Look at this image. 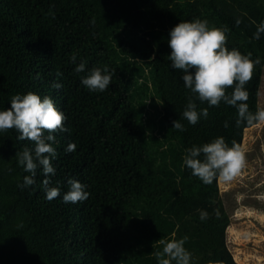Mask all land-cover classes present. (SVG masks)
I'll return each mask as SVG.
<instances>
[{
	"label": "trees",
	"instance_id": "1",
	"mask_svg": "<svg viewBox=\"0 0 264 264\" xmlns=\"http://www.w3.org/2000/svg\"><path fill=\"white\" fill-rule=\"evenodd\" d=\"M195 19L226 26L229 50L259 57L261 70L264 33H254L264 0H0V111L31 91L54 100L68 129L55 133L49 178L61 195L51 201L42 168L35 184L22 187L31 174L16 153L32 142L18 140L15 129L0 132V264H157V241L173 233L188 237L192 264H238L219 181L205 185L183 164L186 149L216 137L241 146L248 127L223 102L196 100L208 117L195 126L183 118L193 94L183 97V73L171 67L167 41L175 25ZM105 65L114 70L107 90H88L82 78ZM253 94L247 104L255 113ZM174 120L185 131L172 128ZM69 143L74 152L65 151ZM69 179L87 186L86 201H63Z\"/></svg>",
	"mask_w": 264,
	"mask_h": 264
},
{
	"label": "clouds",
	"instance_id": "2",
	"mask_svg": "<svg viewBox=\"0 0 264 264\" xmlns=\"http://www.w3.org/2000/svg\"><path fill=\"white\" fill-rule=\"evenodd\" d=\"M92 23H95L93 20ZM241 21L238 19L236 24ZM228 28L209 25L207 20L195 19L181 21L169 32L167 41L171 49L168 59L171 67L180 70L181 79L185 88L193 94L183 111V118L195 126L201 116L208 117V109H197L196 100L206 102L209 107H218L221 102L237 109V124L246 122L248 126L264 124V109H258L255 113L249 111L247 100L249 92L247 83L252 79L257 65L261 64L259 57L252 59V54H242L237 48L229 50L227 45ZM264 33V22L257 26L254 38L259 39ZM73 55L71 60L76 61ZM76 72L85 71V62H81ZM114 70L108 66L93 67L81 83L92 92H104L111 84ZM58 75H60L58 73ZM54 88L60 89L62 85L54 84ZM232 92L229 94L228 89ZM67 117L60 111L54 100L29 91L27 94H16L11 97L10 106L0 111V132L15 129L19 135L18 140L32 142L34 148L24 147L18 153V164L24 171L31 175L24 177L22 187L35 184V176L38 168H42L46 177L42 182L46 199L51 201L60 197L59 187L51 186L50 176L55 175L52 160L56 157L55 133L66 132L64 122ZM174 129L185 131L184 125L179 120L172 122ZM225 127L228 123L225 122ZM75 143H69L66 152H74ZM183 164L191 170L205 185H211L214 181L231 182L246 167V155L239 144L233 141L232 145L225 138L216 137L202 146H192L186 149ZM69 190L63 194L65 203H78L86 201L90 193L86 185L76 179H69ZM202 221L209 218L205 210H198ZM188 237L169 240L159 239L157 243L162 250L153 253L157 264H192V253L185 248ZM207 264H225L222 259L209 260Z\"/></svg>",
	"mask_w": 264,
	"mask_h": 264
},
{
	"label": "rangeland",
	"instance_id": "3",
	"mask_svg": "<svg viewBox=\"0 0 264 264\" xmlns=\"http://www.w3.org/2000/svg\"><path fill=\"white\" fill-rule=\"evenodd\" d=\"M246 89L247 102L250 95L255 96L253 111L264 109V63L260 71L255 70ZM182 94L184 99L190 94L184 83ZM241 148L246 167L231 182L219 181L231 218L227 241L238 264H264V124L244 129Z\"/></svg>",
	"mask_w": 264,
	"mask_h": 264
}]
</instances>
